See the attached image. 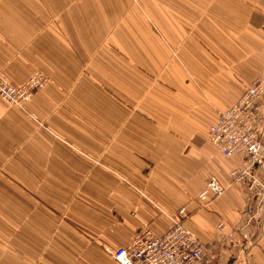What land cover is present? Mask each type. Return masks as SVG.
Instances as JSON below:
<instances>
[{"label": "crops", "instance_id": "obj_1", "mask_svg": "<svg viewBox=\"0 0 264 264\" xmlns=\"http://www.w3.org/2000/svg\"><path fill=\"white\" fill-rule=\"evenodd\" d=\"M263 20L264 0H0V74L48 78L23 109L0 99V264H117L182 206L213 262L264 264L242 157L207 141L264 76ZM210 176L227 188L199 209Z\"/></svg>", "mask_w": 264, "mask_h": 264}, {"label": "built area", "instance_id": "obj_2", "mask_svg": "<svg viewBox=\"0 0 264 264\" xmlns=\"http://www.w3.org/2000/svg\"><path fill=\"white\" fill-rule=\"evenodd\" d=\"M264 30V20L262 23ZM48 83V78L36 72L22 85L12 84L0 74V99L8 106L23 109L33 95ZM264 96V76L247 88L240 99L229 109L218 115L217 121L209 128L207 141L216 147L224 157L241 156V167L229 174L231 184L248 183V192L257 200L255 213H250L249 206L246 225L262 222L260 211H264V174H260L264 164L261 155V137L258 133L259 119L262 115L260 100ZM215 176H210L204 189L198 194L200 208H205L225 191ZM190 213L185 206L169 217L172 227L162 235L155 234L148 226L139 228L131 242L119 248L112 255L117 264H216L219 259L217 246H207L187 227L186 220ZM217 231L225 229L219 222ZM239 228L228 234L234 237ZM244 242L247 235L240 233ZM218 249V250H217Z\"/></svg>", "mask_w": 264, "mask_h": 264}]
</instances>
